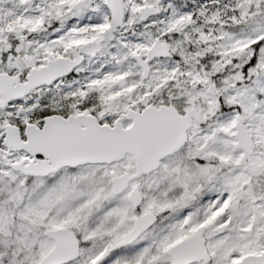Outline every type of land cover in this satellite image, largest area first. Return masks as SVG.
<instances>
[{
	"label": "snow or ice",
	"instance_id": "obj_1",
	"mask_svg": "<svg viewBox=\"0 0 264 264\" xmlns=\"http://www.w3.org/2000/svg\"><path fill=\"white\" fill-rule=\"evenodd\" d=\"M0 264H264V0H0Z\"/></svg>",
	"mask_w": 264,
	"mask_h": 264
}]
</instances>
